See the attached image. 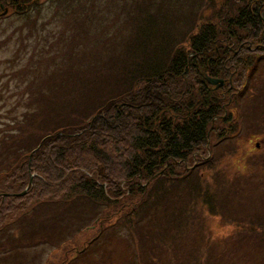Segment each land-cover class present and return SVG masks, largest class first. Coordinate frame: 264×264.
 <instances>
[{
	"label": "trees",
	"instance_id": "16d2710c",
	"mask_svg": "<svg viewBox=\"0 0 264 264\" xmlns=\"http://www.w3.org/2000/svg\"><path fill=\"white\" fill-rule=\"evenodd\" d=\"M195 1L0 0V9L12 10H0V52L14 35L23 44L10 68L22 64L13 87L21 96L0 113L8 118L0 159L23 151L0 167V264L57 240L63 254L46 264L76 255L73 264H113L118 251L112 242L106 247L105 237L128 216L131 235L115 242L130 251L121 264H264L257 258L264 250V182L238 171L212 185L199 169L219 162L214 145L238 139L243 125L264 134V89L255 85L264 69V0H219L211 9L220 21L201 23L196 17L206 6L196 16ZM190 19L191 29L178 40V26ZM30 37L37 49L26 61ZM205 73L232 81L216 88ZM65 105L86 114L46 135L31 129ZM28 134L34 139L26 140ZM228 145L222 156L240 152ZM121 146L126 156L115 162ZM259 155L250 162L264 170ZM210 215L235 223L237 231L207 238L203 220ZM92 223L106 231L83 246ZM199 238L207 246L189 244Z\"/></svg>",
	"mask_w": 264,
	"mask_h": 264
},
{
	"label": "rangeland",
	"instance_id": "374dc122",
	"mask_svg": "<svg viewBox=\"0 0 264 264\" xmlns=\"http://www.w3.org/2000/svg\"><path fill=\"white\" fill-rule=\"evenodd\" d=\"M180 1H185V0H180ZM195 5L197 6L196 16L198 15V9L200 7H202L203 5L206 6V8L203 9V11L199 14L200 15L199 18L196 17V20L199 19L200 23L203 22L204 20L208 21L209 17L214 18V20L220 21L218 16L215 17L214 12H216V11L214 9H211L212 5L220 7L219 0H199V1L196 0ZM0 10L2 12H5L2 9H0ZM11 11L12 10L9 9L7 12L11 13ZM4 15H6V14H4ZM47 19H49V17ZM183 20H185V21L187 20V12L184 14ZM192 23H193V19H190V21L186 27H185V25L184 26H181V25L178 26L182 30V34L180 36L178 35L179 36L178 40H183V38L186 36V33H188V31L191 29ZM177 24H178V22H177ZM177 24H176V26H177ZM173 30H174V34H175L176 29L174 27H173ZM17 38H18V36L14 35L13 38L10 40L8 47H5V45H4V47H5L4 50L2 52H0V59H1L0 60V113H2V114L8 112V110L11 109L14 106V104H16L17 99L21 96V94L18 91H16V89L13 90V87H14V84L17 82V80H19V78H20V75L18 74V72H20L21 70H18V69H21L22 64L21 65L18 64L14 68V70L10 69L12 67V65L14 64L13 60L16 57V53L18 52V50H17L18 46L23 45L21 43V41L18 42ZM30 39H31V41L27 45V52H26V56H25L26 61L30 60V56L33 57V51L37 49V47H34V45L36 46V42H38V40L35 39V41H36L35 42L33 37H30ZM35 57H38V54H35ZM263 65H264V63H262V66ZM36 67H37V64L33 63V65L30 68H31V70L32 69L35 70ZM29 75L33 76V73H30ZM257 79L259 81L255 85L256 86H258V85L262 86V90H263L264 84L262 82V79H264V69L259 71ZM7 82H10V83L7 84ZM134 84H136V83L134 82L133 85ZM260 86H258V87H260ZM16 93H17V99H16V95H15ZM251 94L252 93L247 94L242 99V102L245 105H247V102L252 98L250 96ZM248 105H250V104H248ZM19 107H20V112H23V110H24L23 103ZM91 109H93V107ZM246 110H248V107L246 108ZM81 114L82 115L86 114V109H84L82 106L65 105V107L63 109H61L60 111H57V113L54 114L53 116H50L47 119V121H44L42 124H40V123L36 124L35 126L31 127V129L35 130L37 134H41V135L45 134L46 135V133H49L50 130L54 129L57 126L63 125L66 122L78 121L82 117ZM5 116L6 115H3L0 118V129H2L1 128V126L3 124L2 120L8 119V118H5ZM237 118H238V114H237ZM100 119H102V118H100ZM235 119H236V117H235ZM241 119H243V120L245 119V123L250 122L249 117L248 118L240 117L238 122H241ZM250 131H251V129L249 128V126L247 124H245V125H243L242 132L238 136V139L236 138L232 141L226 140V141H224V143L222 145L217 144V143L214 145L212 154L214 157L218 156L219 162H215L216 164H214V166L203 165L202 167L199 168L205 174L209 175V182L212 185H216L217 181L220 179L229 178L230 176H233L238 171H240L241 173H245V172L251 173L252 175L256 176L254 179V180H258L256 182H260V183L264 182V170L260 166L259 167L253 166L250 162L251 160H253V162L256 161V159L253 155H257V154L262 155L264 153V134L263 133H255V136H254L253 132L250 133ZM31 139H34V138H32V136L30 134H28L26 136V140H31ZM1 140H2V142L6 141L3 137V134L1 135ZM229 143L233 144L234 146H238V150L240 152H238L235 155L227 154L225 156H222L221 153L226 152V150H228L227 148L229 146L228 145ZM18 147H20V145ZM14 150L15 149L8 152V154L2 156V158L0 159V167L7 168L14 161L16 156L18 154H20L21 152H23L21 150H19V151H14ZM0 152H1V146H0ZM115 154L119 155L118 157L115 158L116 159V160H114L115 162H118L121 159L120 155L126 156L125 152L123 151L122 146L119 148V150ZM252 157H254V158L252 159ZM29 160L31 161V158ZM94 160H95V158H94ZM104 162H111V160L104 158ZM118 168H119V165L117 167H114V170L117 172ZM42 180L45 182L44 178ZM213 191H214V189H213ZM23 192H25V193L24 194L20 193L17 195H26L28 193L27 190L23 191ZM240 207L243 209H246L248 211L255 210L254 207H249L245 203H241ZM233 216L236 219H239V220L242 219L236 213H234ZM128 218H129V216L126 219H124V221L122 222L123 227H120L116 232H112V230H111V232L107 233V236L105 237L107 239V242H108L106 244V247L108 249H110L111 245L113 243L114 244V246H113L114 250L118 251L117 255L113 259V264H121L130 252L129 249L127 247H125V245H123L124 243L126 244V242L121 241V243H119V244L115 243L120 238H123V237L128 238L131 235L132 230L129 228V225H126ZM203 223H204V225H206V228H207V231H205V234L207 232H209V235L206 234V237L207 238L209 237L210 239H214V240L225 237V236H226V238L232 236L237 231V227H238V225H236L235 223H232V224L227 223L226 220L222 219V217L220 215H210L209 217H205V220H203ZM101 229H102V226L100 224L97 225V224L92 223L91 225H89L87 227V230L84 232V235L81 237L80 243L84 246L85 242L90 238H92L93 241H96L98 239V237H95V238H93V237L95 235L102 234L106 231V230L103 231ZM71 233L72 232H69V235ZM56 234H58V233H56ZM125 234H128L129 236H126ZM75 240H76V238H75ZM112 240H114V241H112ZM198 240L199 241L197 243L191 242L189 244H191V245L197 244L198 249H202L200 244L207 246L206 241L202 240L201 238H199ZM229 240L230 239H228V241ZM59 242L60 241L57 240L55 243L41 244L36 248H33V247L32 248H24V249L14 253V254H12L10 256V258L7 260L6 264H45L49 259L48 258L49 253L47 252L49 249H50L49 252H52V253L56 252L58 254H63V253H61V249L63 247V244H62L63 241L61 243H59ZM58 244L59 245L62 244V246L60 245L61 248L54 251L56 248H58ZM132 249H134V248L132 247ZM84 250H87V249H84ZM262 251L263 252H261L258 255V257H257L258 259L264 258V250H262ZM34 255H37L38 257L34 258ZM59 257H60V255H58L57 259ZM75 260H76V256H72V260L68 264H73V262ZM79 263H81L80 260H79ZM81 264H93V263L89 262V263H81Z\"/></svg>",
	"mask_w": 264,
	"mask_h": 264
},
{
	"label": "water",
	"instance_id": "95a60500",
	"mask_svg": "<svg viewBox=\"0 0 264 264\" xmlns=\"http://www.w3.org/2000/svg\"><path fill=\"white\" fill-rule=\"evenodd\" d=\"M207 79L209 80L210 83L215 84L217 88L225 83V80L220 77L210 76V77H207Z\"/></svg>",
	"mask_w": 264,
	"mask_h": 264
},
{
	"label": "flooded vegetation",
	"instance_id": "af4514ba",
	"mask_svg": "<svg viewBox=\"0 0 264 264\" xmlns=\"http://www.w3.org/2000/svg\"><path fill=\"white\" fill-rule=\"evenodd\" d=\"M216 50H217V49H216ZM217 53L221 54V51L217 50ZM236 53H237V52H236ZM232 66H233V68H234V71H236V69H237L236 65H235V64H232ZM214 77H220V76L215 75ZM204 78H205V74H204ZM227 79H229V82L232 81V77H230V78H224V80H225V83H224V84L227 83ZM205 80H207V79L205 78Z\"/></svg>",
	"mask_w": 264,
	"mask_h": 264
}]
</instances>
